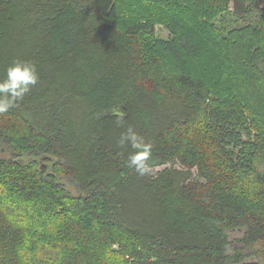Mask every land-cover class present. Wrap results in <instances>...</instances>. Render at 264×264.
<instances>
[{"label":"trees","instance_id":"trees-1","mask_svg":"<svg viewBox=\"0 0 264 264\" xmlns=\"http://www.w3.org/2000/svg\"><path fill=\"white\" fill-rule=\"evenodd\" d=\"M262 4L0 0V78L39 75L0 114V264H264ZM129 125L184 170L128 168Z\"/></svg>","mask_w":264,"mask_h":264},{"label":"clouds","instance_id":"clouds-1","mask_svg":"<svg viewBox=\"0 0 264 264\" xmlns=\"http://www.w3.org/2000/svg\"><path fill=\"white\" fill-rule=\"evenodd\" d=\"M38 81L39 75L34 64L28 61L13 60L4 70L3 78H0V114L8 112L19 101H22ZM118 123H123V115L119 117ZM118 145L120 147L130 146L133 149V153L127 160L128 168L141 177L152 173L149 162L152 158L153 145L145 142L132 126L129 125L120 134Z\"/></svg>","mask_w":264,"mask_h":264},{"label":"rangeland","instance_id":"rangeland-1","mask_svg":"<svg viewBox=\"0 0 264 264\" xmlns=\"http://www.w3.org/2000/svg\"><path fill=\"white\" fill-rule=\"evenodd\" d=\"M264 8V0H263V4L260 6L259 9H263ZM263 15H264V12H263ZM232 17H226L225 18V22L226 23H229L230 25H232ZM156 31V34L164 39V40H168L169 39V32L168 30L165 28V27H156L155 29ZM171 168H174V169H178V170H184L181 165L179 163H169V164H166V165H162V166H158V167H155V168H152V172L154 174H157L158 172L160 171H163L164 169H171ZM197 177V171L196 169H194L192 171V179L196 178ZM63 181H64V184L67 186V188H69L70 191H73L74 189V186L69 182V180L67 179H64L63 178ZM74 192V191H73ZM228 236H229V239H230V242H231V247L232 248H238L239 247V244L237 243V240L241 237V230H232L228 233ZM245 255H246V261H250V260H256L259 262L258 258H255V256L252 255V252H250L249 250L245 251Z\"/></svg>","mask_w":264,"mask_h":264},{"label":"water","instance_id":"water-1","mask_svg":"<svg viewBox=\"0 0 264 264\" xmlns=\"http://www.w3.org/2000/svg\"><path fill=\"white\" fill-rule=\"evenodd\" d=\"M103 114L105 117H120L121 115H123V118H126L128 116V111L123 104H118V105L112 106L109 109L105 110ZM39 162H40L39 168L42 171H45L48 169L45 163H43L42 161H39ZM240 264H261V263L256 260H250V261L247 260Z\"/></svg>","mask_w":264,"mask_h":264},{"label":"bare ground","instance_id":"bare-ground-1","mask_svg":"<svg viewBox=\"0 0 264 264\" xmlns=\"http://www.w3.org/2000/svg\"><path fill=\"white\" fill-rule=\"evenodd\" d=\"M220 103H221V102H220ZM222 105H223V104H222ZM235 121H236V120H235ZM235 121H234V122H235Z\"/></svg>","mask_w":264,"mask_h":264}]
</instances>
